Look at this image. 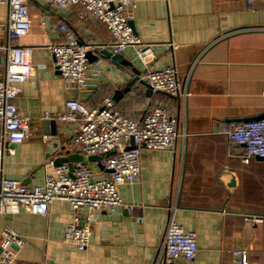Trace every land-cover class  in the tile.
Instances as JSON below:
<instances>
[{"label":"crops","instance_id":"1","mask_svg":"<svg viewBox=\"0 0 264 264\" xmlns=\"http://www.w3.org/2000/svg\"><path fill=\"white\" fill-rule=\"evenodd\" d=\"M135 2L129 20L134 33L151 46L147 62L137 58L134 48L118 53V61L92 52L87 87L66 89L43 46L65 41L58 26L64 24L80 43L117 54L105 48L112 37L97 18L80 19V5L55 10L27 0L31 27L19 42L35 47L33 70L14 104L31 123L27 138L14 146L15 154L4 157L0 178L42 185L44 163L54 160L58 147L65 145L66 152L82 156L71 142L75 123L55 121L54 132L42 124L45 112L65 111L69 98L89 108L109 98L120 115L135 122L150 107L166 105L185 138L176 151H141L139 179L118 188L122 202L134 207L92 213V237L83 250L62 240L66 224L75 215L83 223L87 214L84 209L75 212L66 201L50 203L46 215L0 214V232L8 227L26 242L14 264H155L171 213L178 224L195 232L198 248L193 260L179 258L172 264H233L234 250L244 251L245 264H264V157L243 163L242 146L220 133L231 123L264 117V0ZM6 20L7 6L0 5V77L6 61L1 49L7 42ZM169 43L174 47L166 49ZM166 67L176 70L185 97L151 92L146 71ZM88 157L82 159L94 178L106 177L109 171Z\"/></svg>","mask_w":264,"mask_h":264},{"label":"built area","instance_id":"2","mask_svg":"<svg viewBox=\"0 0 264 264\" xmlns=\"http://www.w3.org/2000/svg\"><path fill=\"white\" fill-rule=\"evenodd\" d=\"M52 9L65 10L80 5L78 16L95 17L103 22L112 41L105 48L121 53L134 48L137 58L146 63L151 46L142 42L129 23V14L136 7L135 0H36ZM7 6V42L1 46L6 52L4 72L0 77V173L4 157L15 154L14 146L21 144L29 134L31 118L22 116L14 104L21 85L32 75L31 59L35 47L20 44L31 27V15L27 0H0ZM40 25H44L40 22ZM58 29L65 41L48 42L43 46L52 54L54 67L59 72L66 89H83L89 84L92 68L87 52H99L103 46L80 43L67 31L64 24ZM166 49L174 45L164 44ZM93 69L99 71L98 66ZM152 93L183 96L174 67L147 70L144 76ZM65 111L45 112L43 120L68 124L75 123L76 130L71 142L84 157L97 156L95 164L109 171L103 178H94L85 161L56 165L53 159L44 163L46 173L42 185L27 186L21 181L2 176L0 178V214L30 212L46 215L48 206L55 200L66 201L76 212L86 210L84 222L75 215L66 224L62 240L71 247L83 250L92 237V213L115 206L132 209L133 205L122 202L118 188L121 184L137 181L140 173V154L147 150H178L185 138L178 119L168 106L157 104L148 109L141 122L125 118L114 109V102L105 98L98 108H89L74 98L65 103ZM220 133L235 145L242 146L241 161L248 163L252 157H264V117L222 127ZM45 139L48 136L43 137ZM24 238L5 227L0 232V264H14ZM15 247V248H14ZM198 248L196 234L178 224L173 213L167 219L155 264H172L176 259L191 261ZM233 264H245L243 250H234Z\"/></svg>","mask_w":264,"mask_h":264},{"label":"water","instance_id":"3","mask_svg":"<svg viewBox=\"0 0 264 264\" xmlns=\"http://www.w3.org/2000/svg\"><path fill=\"white\" fill-rule=\"evenodd\" d=\"M130 25H131V21H129ZM132 26V25H131ZM100 54H105V55H109V57L111 56L112 59L114 61H118L119 60V54H112L110 51H107L105 49H102L99 51ZM92 52L88 51L87 52V57L88 59L90 58ZM168 96H171L169 94H167ZM43 124V128L46 130L48 129V127H51V129L54 132V127H55V121H51V120H44L42 122ZM57 149H59L58 151H56V156L54 158V163L56 165H59L61 163H67L70 170L72 171L73 169V162L76 161H82V156L81 155H76V154H70L69 152H66V147L65 145L58 147ZM89 160H97L98 157L97 156H89L88 157ZM15 248V247H14Z\"/></svg>","mask_w":264,"mask_h":264}]
</instances>
